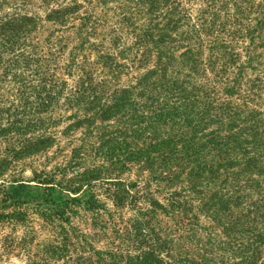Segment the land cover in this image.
<instances>
[{
    "label": "trees",
    "instance_id": "obj_1",
    "mask_svg": "<svg viewBox=\"0 0 264 264\" xmlns=\"http://www.w3.org/2000/svg\"><path fill=\"white\" fill-rule=\"evenodd\" d=\"M204 2L206 7L196 9L197 16L191 17L180 7L179 0H117L121 6L117 8L124 9L119 23L130 29L129 44L120 47L116 54H100L90 62L79 61L77 53L71 52L64 73L68 78L75 77L69 84L55 75L52 58L44 55L52 54L42 52L29 41L38 19L17 10L0 15V174L22 158L45 152L55 142L51 131L54 124L68 121L63 131L84 128L83 137L70 147L69 155L62 162L49 171L33 172L32 179L28 180L38 189L34 204L37 213L47 221L57 218L66 223V227L57 225L52 242L42 245L41 261L61 258L63 264H254L264 238V212H259L264 205L260 201L252 205L251 217L238 220L228 212L221 216V210L228 211L233 200L239 198L235 196L236 190H228L232 195L225 198H217L209 191L203 193L210 195L202 198L200 206L209 209L206 217L220 225L218 234L212 226L202 228L198 224L193 207L186 206L184 197L175 195L180 191L168 193L167 207L149 191V183L178 182L183 172L185 181L201 179L206 183L207 179L216 178L219 170L226 179L231 166L264 169V129L259 128V113L248 104L251 100L248 94L242 92L244 100L238 105L219 100L220 94L215 88L238 56L234 43L242 40L249 28L234 16L220 20L221 8L215 0ZM126 3L135 6L130 8ZM79 6L74 3L50 8L45 20L63 24ZM136 6L142 7L138 11L144 17L132 16L136 19L132 23L130 9ZM235 8L237 13H242L245 6L240 3ZM76 18L80 21L77 31L81 29L84 34L93 31L96 17L83 11ZM260 20L258 24L264 27V14ZM181 26L186 28L182 35L171 34ZM204 40L223 50L216 52L211 47L215 52L210 53L207 61L199 59ZM117 42L118 38L114 37L111 44L114 46ZM176 43H185L180 45L182 50L177 55L178 63L187 66L181 78L180 70L168 69L173 60L168 46ZM73 49L80 51L81 44ZM125 55L139 64L149 55H154V60L133 78L130 86L108 89L109 81L96 78L94 74L100 70L93 65L99 64L113 73L123 66L116 59H125ZM75 69L78 72L73 73ZM206 71L212 72V76ZM189 72L201 79L195 89L187 80ZM194 90L198 95L192 93ZM66 111L70 113L64 114ZM182 124L190 129L189 134L180 133ZM92 133L94 140L86 142ZM139 139L142 142L135 144ZM88 150L93 161L101 162L82 166L81 171L66 178L68 170L82 164L85 159L82 154ZM129 164L137 166L135 176L136 181H142L141 186L135 182L123 183L117 176H102L116 175L119 169H128ZM10 181L17 182L16 186L11 184L10 190L0 184V204L10 209L3 215L21 221L24 213L17 210V194L24 183L15 177ZM55 190H81L84 197L55 200L52 196ZM107 200L112 206L110 209ZM74 202L82 203L84 210L93 211L91 225H98L101 232L109 227L112 235L106 238L118 241L95 246L94 232L69 225V216L75 214L71 206ZM124 207L131 214L118 228L114 216L121 219L120 211ZM180 209L184 210L183 220L179 215L171 224H158L157 212L167 215ZM102 215L105 220L100 219ZM186 241L192 244L190 250L188 245H183ZM209 248L227 256L206 257L211 253Z\"/></svg>",
    "mask_w": 264,
    "mask_h": 264
},
{
    "label": "rangeland",
    "instance_id": "obj_2",
    "mask_svg": "<svg viewBox=\"0 0 264 264\" xmlns=\"http://www.w3.org/2000/svg\"><path fill=\"white\" fill-rule=\"evenodd\" d=\"M180 7L185 9L186 12L191 17L197 16L196 9L205 8V0H179ZM245 6L242 13H237L235 6L240 3ZM78 3L79 9L68 18L63 24H58L56 22H51L45 20V15L50 8L64 7L68 5H74ZM215 4L221 8L218 10V15H220V20L224 17L234 16L238 18V22L247 25L249 31L243 36L242 40L236 41L233 48L237 49V58L234 59V65L228 68L227 72L223 74L215 88L219 91V100H228L233 104H241L244 100L242 99V92L245 91L248 97L251 99L248 103L250 108H254L259 113L257 116L260 122L259 128L264 129V27L258 24V21L264 14V0H215ZM130 8L135 6L131 3H126ZM249 6V7H248ZM121 7L117 4V0H0V15L4 12H11L17 10L21 13H26L35 16L38 19L37 28L30 34L29 41L35 44L42 52L48 51L52 56H45L52 58V63L56 67L54 73L56 76L65 80L68 84L71 78H68L64 73L66 72L65 65L69 63L70 53H77V59L85 60L90 62L95 60L97 55L109 54L119 51L120 47H125L130 42V29L126 25L119 23L121 22V13L124 9H118ZM138 9H142L141 6H136L130 9V16L132 23L136 21L137 18H142L144 15ZM144 9V8H143ZM83 11L92 14L97 18L96 23L93 26V31L88 34H84L81 29L77 31L76 27L80 25V21L76 18L81 16ZM138 12V15L134 13ZM132 16H136V19ZM157 21L159 20L156 19ZM164 20V19H163ZM162 22V19L159 20ZM158 21V22H159ZM262 20H260L261 23ZM185 27L181 26L176 31L171 32V34H180L185 31ZM118 38L117 44L114 46L111 44L112 39ZM191 46H193V41H187ZM232 43V42H231ZM81 44V50H74V46ZM185 43L169 44L168 50L171 52L173 60L168 66L170 71L180 70V78L187 70V66L180 65L178 63L179 58L177 57L180 52V45ZM211 47H215L216 52H221L222 48H217L214 43H210L204 40L203 45L200 48L199 59H204L207 61L210 53H214ZM238 47V48H237ZM195 48V45H194ZM84 56V57H81ZM150 57L143 63H136L135 61H130L129 56L121 58L118 57L116 60L119 64H123L120 69L109 73L106 69L102 68L99 64H94L93 66L100 70L94 75L96 78L103 77L108 80V89L121 86H130L134 83V77L143 73L145 69L149 68L153 63L154 55H149ZM78 72V70H73V73ZM210 77L212 72L206 71ZM188 82H191L192 87L195 89L197 82H201V79L195 76L192 72L188 73ZM223 77H226L224 80ZM233 79L234 82L230 83L229 80ZM233 86L234 90L225 91ZM238 88V89H236ZM238 94L234 93L237 92ZM192 93L198 95V91L194 90ZM214 97V95L211 94ZM70 112L66 111L64 114L68 115ZM80 114V113H79ZM68 123L66 120H62L51 128L52 133L55 134V142L45 151L38 154H32L25 158L17 161L14 167H8L0 174V184H3L7 190H10L11 184L16 186L15 183L11 182L12 177L21 179L24 183L20 192H18L17 197L19 198V205L17 210L24 213V218L21 221H13L5 218L3 214H7L10 209H5L0 204V264H63L64 259H54L48 262H43L40 259L39 252L44 244L52 242L54 239V233L57 230V225H62L66 227V223L57 220V218H51L52 221H47L43 219L36 211L34 206L35 200L38 199V189L37 186L32 182L28 181L32 179L33 172H38L39 170L49 171L53 169L58 162H62L64 156L69 155V149L74 144H78L79 140L83 137L82 131L83 127L78 129H70L63 131L64 126ZM180 133L189 134L190 129L184 124L180 125ZM94 133L90 135L86 142H92L94 139ZM142 142L134 141L135 144ZM84 161L77 167L66 172V178H70L74 175L75 171H81L82 166L89 167L91 164L96 165L101 161H93L91 159L92 153L90 150L85 151L82 154ZM104 163V161H103ZM264 167V162L262 163ZM131 165V164H129ZM126 166L128 169H119L116 171V175H106L102 176H117L123 183L136 186H141L142 181H136L135 174L137 173L135 164L131 166ZM187 166H192L191 163H187ZM226 170V169H225ZM230 173L225 179L224 174L221 170L218 171L216 178L212 177L207 179L206 183L201 182V179H194L192 181H185V172L180 175L178 182H172L171 184H164V182L149 183V191L155 200H157L163 206H166L168 193L173 191H180L178 195L179 198L184 197L188 204L186 206L193 207L192 212L196 214L198 218V224L206 228V226H212L215 231L219 233L220 225L213 223L206 214H209V209L206 207L201 208L200 202L204 196H209L210 194H203L206 192H213L215 196L225 198L228 195H232L228 191L234 189L237 191L233 202L228 206L229 210H221V216H224L227 212L234 216V218H246L247 216H252V211L254 208L252 205L256 206V202L260 201L264 205V169L255 170L249 167L248 169H242L240 166H231L227 169ZM56 180H58L59 175H55ZM225 179V180H224ZM26 180V182L24 181ZM158 185V186H155ZM207 185V186H204ZM105 186V185H104ZM243 186V187H242ZM131 188V187H130ZM134 189V188H133ZM202 191V193H199ZM228 192L227 194H225ZM84 192L81 190L79 192L65 191V190H55L53 191V198L59 200V198H83ZM138 194V193H137ZM140 194V193H139ZM101 196V195H100ZM107 208L110 209L112 206L110 202L106 201ZM73 212L75 214L69 216L67 223L74 226L78 230H85L84 232H94L97 239L94 242L95 246H102L104 242L113 240L115 243V238H106L109 236L111 231L107 227L103 232L99 231L98 225H91L93 211L84 210V205L82 203L74 202L72 205ZM201 208V209H200ZM219 208V207H218ZM220 209V208H219ZM121 219L114 216L116 221V227H120L122 220L127 219L130 216L131 210L124 207L121 209ZM259 212H264V208L260 209ZM184 210L180 209V212H171L167 215H163L157 212V221H159L160 226L164 224L172 223L175 218L179 217L183 220ZM105 220V216L102 215L100 219ZM108 226V225H107ZM114 227V229H116ZM104 233L105 237H102ZM198 234L202 236L199 232ZM112 235V233H111ZM233 237H238L233 234ZM183 245L189 250L192 248V244L188 241L184 242ZM204 247V246H203ZM259 254L254 259V264H261L264 262L262 257L264 256V238L259 245ZM210 254L206 257L217 258L219 256L226 257V253H221L209 248ZM235 258V257H233Z\"/></svg>",
    "mask_w": 264,
    "mask_h": 264
}]
</instances>
